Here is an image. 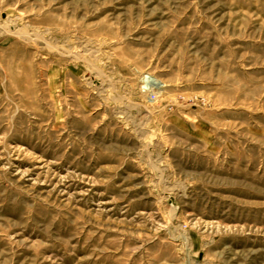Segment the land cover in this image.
Wrapping results in <instances>:
<instances>
[{
    "label": "rangeland",
    "instance_id": "1",
    "mask_svg": "<svg viewBox=\"0 0 264 264\" xmlns=\"http://www.w3.org/2000/svg\"><path fill=\"white\" fill-rule=\"evenodd\" d=\"M0 264H264V0H0Z\"/></svg>",
    "mask_w": 264,
    "mask_h": 264
},
{
    "label": "bare ground",
    "instance_id": "2",
    "mask_svg": "<svg viewBox=\"0 0 264 264\" xmlns=\"http://www.w3.org/2000/svg\"><path fill=\"white\" fill-rule=\"evenodd\" d=\"M14 32V31H13ZM151 85L149 87L152 89L153 92H157L161 88V83L158 81H151Z\"/></svg>",
    "mask_w": 264,
    "mask_h": 264
}]
</instances>
